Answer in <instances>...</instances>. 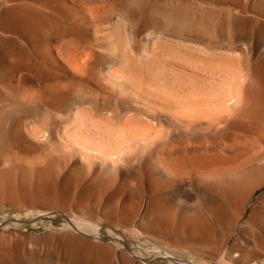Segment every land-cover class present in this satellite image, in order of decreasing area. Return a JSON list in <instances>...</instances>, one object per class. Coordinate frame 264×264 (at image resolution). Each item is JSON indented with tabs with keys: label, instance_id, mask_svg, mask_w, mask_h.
Here are the masks:
<instances>
[{
	"label": "rangeland",
	"instance_id": "1",
	"mask_svg": "<svg viewBox=\"0 0 264 264\" xmlns=\"http://www.w3.org/2000/svg\"><path fill=\"white\" fill-rule=\"evenodd\" d=\"M116 32L141 62V50L153 42L206 61L230 57L253 75V91L264 100V0H0V264H122L127 258L116 260L105 236L111 228L137 241L134 264H156L141 258L158 257L165 264H237L225 250L247 255L248 242L264 241L260 169L248 167L250 185L234 203L221 188L186 180L166 186L137 167L119 177L74 167L64 136L72 113L107 118L115 107L96 81L125 68ZM259 144L254 151H263ZM217 146L214 152H225ZM234 149L226 150V162L240 157L243 149ZM239 159L226 166L240 161L234 168H247ZM131 222L138 233L127 231ZM94 226L106 229L99 239L90 233Z\"/></svg>",
	"mask_w": 264,
	"mask_h": 264
},
{
	"label": "bare ground",
	"instance_id": "2",
	"mask_svg": "<svg viewBox=\"0 0 264 264\" xmlns=\"http://www.w3.org/2000/svg\"><path fill=\"white\" fill-rule=\"evenodd\" d=\"M125 40L121 33L116 32V41L123 50L124 70L110 72L105 77L101 76L102 78L96 81L98 83L95 82L96 88L103 94L102 97H110L109 99L114 100V110H109L106 113L111 114V117L108 116L109 118L117 116L115 117L116 121L113 119L114 122H111L112 120L104 116L93 117L95 113L92 114V117H88L90 116L88 113L86 116L74 112L70 119V129H65L68 130L65 131L64 136H66V142L69 141L71 144L72 150L70 151L69 148V151L74 156V167L81 169L86 165L97 175L110 177L122 176L131 168L137 167L147 176L153 174V177L156 178L155 181L165 182L166 186H168L166 182L172 181L178 185L186 180L193 187L204 189L218 187L217 191L221 188L229 197L225 196V198L238 203L237 200L241 198L240 196L244 197V190L247 189V185H250L248 184L250 175L248 177L247 174L252 170H249L248 167L256 168L255 170L260 169L264 173V149L261 152L253 149L255 144L260 143L259 146H261V143H264V108L261 104L263 99L260 98V101L253 91L255 87L253 75L247 73L245 68H241L240 65L236 68L233 61L229 59L230 57L223 60H212L213 56L210 61H206L205 58L201 60L199 57H192L187 53L171 51L170 47L165 50L158 44H154L155 42L143 47L140 54L144 60L141 62L139 59V62L129 54L130 50L127 48ZM115 46L118 50L119 47ZM108 48L113 51L110 45ZM139 55L138 58H140ZM229 55L232 54L229 53ZM82 85L84 86V84ZM49 97L48 99H51ZM106 99L104 98V100ZM85 100L87 101V99ZM97 105L99 104L97 103ZM86 109L88 108L86 107ZM95 110L97 111V109ZM121 115L124 116L119 118ZM62 144V146L60 145L62 149L67 146ZM216 145H218L217 148L219 146L225 148V152L223 153L222 150L219 153L214 152ZM234 147L243 149L239 155L246 161L244 162L247 168H234L241 165L240 161L237 165L234 163L240 158L235 160L234 156L231 159V161L234 160L233 164H230L229 167L235 166L233 168L226 166L231 162L229 159V162H226V150L229 151ZM62 149L60 151L63 152L64 149ZM236 149L234 150L236 151ZM261 185L257 184L250 188L247 197H250ZM243 187L246 189L243 190ZM259 218L264 219V207L259 211ZM73 223L75 220H70L69 224L73 226ZM86 225L88 224L83 226ZM127 225L128 229H126L129 233H138L136 231L140 227L134 222ZM91 228L93 231L90 233H93L92 236L95 239H99L102 231L106 230L98 229L95 226ZM105 236H108L109 241L115 245L116 253L118 252L114 254L116 260L125 257L127 262L123 258L122 264H134L132 257H135L139 251L137 241H132L133 244H130L127 237L125 238L124 232L118 228L108 229ZM254 240L248 242L250 245L245 247L246 250L244 247L242 249L247 251L248 257L249 254L253 255L254 259L250 261L248 260L253 257L244 261V259L241 260L242 257L240 259L232 255L237 252L238 256H244V253L239 254L242 252L240 249L232 247L225 252L237 264H264V241L259 243ZM243 246L245 245L243 244ZM158 258L141 259L148 263H153L151 260L155 259L158 260L156 264H165L162 260L165 257L161 260ZM169 262L167 261L166 264H172Z\"/></svg>",
	"mask_w": 264,
	"mask_h": 264
}]
</instances>
